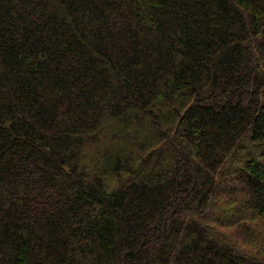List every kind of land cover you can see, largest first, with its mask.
<instances>
[{
	"label": "trees",
	"instance_id": "1",
	"mask_svg": "<svg viewBox=\"0 0 264 264\" xmlns=\"http://www.w3.org/2000/svg\"><path fill=\"white\" fill-rule=\"evenodd\" d=\"M0 264H264V0H0Z\"/></svg>",
	"mask_w": 264,
	"mask_h": 264
}]
</instances>
